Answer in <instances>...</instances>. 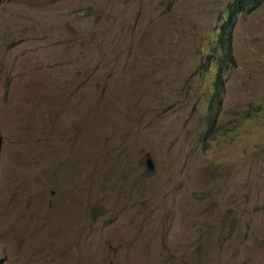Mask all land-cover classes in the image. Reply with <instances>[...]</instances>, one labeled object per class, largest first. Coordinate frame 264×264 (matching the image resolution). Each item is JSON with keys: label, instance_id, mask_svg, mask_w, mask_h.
<instances>
[{"label": "rangeland", "instance_id": "374dc122", "mask_svg": "<svg viewBox=\"0 0 264 264\" xmlns=\"http://www.w3.org/2000/svg\"><path fill=\"white\" fill-rule=\"evenodd\" d=\"M230 1L0 0V264H264V3L230 63Z\"/></svg>", "mask_w": 264, "mask_h": 264}, {"label": "trees", "instance_id": "16d2710c", "mask_svg": "<svg viewBox=\"0 0 264 264\" xmlns=\"http://www.w3.org/2000/svg\"><path fill=\"white\" fill-rule=\"evenodd\" d=\"M264 3V0H231L221 12L218 17V26L216 25L215 40L218 46L223 50L221 61H228L233 63L231 51L232 30L237 22V19L242 14H248L255 11ZM210 55V54H209ZM217 62V61H216ZM214 84L218 87L222 86L223 72L219 62L215 65ZM257 107H259L257 105Z\"/></svg>", "mask_w": 264, "mask_h": 264}, {"label": "bare ground", "instance_id": "6f19581e", "mask_svg": "<svg viewBox=\"0 0 264 264\" xmlns=\"http://www.w3.org/2000/svg\"><path fill=\"white\" fill-rule=\"evenodd\" d=\"M83 165L85 166V165H87V164H83ZM70 177L72 178V177H74V175H72V174L70 173ZM74 178H75V177H74ZM61 217L63 218L64 215H63V214L60 215V218H61ZM57 221H58V220H57ZM57 221H56V222H57ZM57 223H62V222H61V220H59ZM1 225H2V223L0 222V226H1ZM67 232L72 233L71 229H70V230H67ZM2 238H3V242H5L6 239H7L8 237H6L5 235H3Z\"/></svg>", "mask_w": 264, "mask_h": 264}, {"label": "water", "instance_id": "95a60500", "mask_svg": "<svg viewBox=\"0 0 264 264\" xmlns=\"http://www.w3.org/2000/svg\"><path fill=\"white\" fill-rule=\"evenodd\" d=\"M146 165L149 169H152L151 160L149 158L146 159Z\"/></svg>", "mask_w": 264, "mask_h": 264}]
</instances>
